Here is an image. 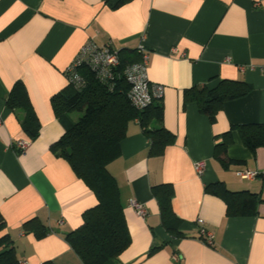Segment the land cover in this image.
Wrapping results in <instances>:
<instances>
[{"label": "crops", "instance_id": "0c3cea01", "mask_svg": "<svg viewBox=\"0 0 264 264\" xmlns=\"http://www.w3.org/2000/svg\"><path fill=\"white\" fill-rule=\"evenodd\" d=\"M0 0V212L19 260L27 264H84L66 236L98 202L95 192L51 145L65 131L51 99L69 83L67 68L82 45L93 40L134 62L149 56L148 75L165 88L164 126L175 135L161 154L139 119L132 120L121 154L109 164L117 180L130 246L122 264H264V202L258 214L228 216L225 201L206 186L223 182L233 191L264 192V146L241 140L236 124L264 122V0ZM129 59V58H128ZM222 79L247 81L251 91L225 102L212 122L184 91L215 87ZM27 87L41 123L31 140L19 113L7 106L18 81ZM20 111V110H19ZM150 124L156 125L152 118ZM232 130L231 140L226 132ZM28 147L19 152L17 140ZM205 162L199 174L197 162ZM258 172L245 178L239 171ZM172 184L173 208L183 236L169 233L152 187ZM136 199L147 214L131 206ZM213 232L208 244L198 219ZM47 229L38 237L25 224Z\"/></svg>", "mask_w": 264, "mask_h": 264}, {"label": "trees", "instance_id": "16d2710c", "mask_svg": "<svg viewBox=\"0 0 264 264\" xmlns=\"http://www.w3.org/2000/svg\"><path fill=\"white\" fill-rule=\"evenodd\" d=\"M126 1L119 0L115 6ZM133 60L130 57L121 59L120 55L117 74L110 80L98 78L92 69L83 65L80 67L84 79L82 84L77 86L69 82L51 99L54 112L65 127L62 136L51 145V150L71 164L98 200L95 206L83 213L82 225L66 236L84 264H122L120 256L132 241L119 185L109 170V164L121 154V142L127 135L129 123L139 119L157 154H161L175 140V135L163 123V98L155 99L143 110L132 104L130 84L124 72L127 65L134 63ZM251 89L252 86L245 80L222 79L212 88L207 85L187 88L184 99L195 102L199 111L213 122L225 102L243 97ZM6 103L12 110L21 112V126L31 140H35L40 135L41 123L22 80L14 84ZM152 118L156 119V125L150 124ZM233 127L239 131L242 142L249 149L255 151L264 146V122L236 124ZM231 133L232 130L225 133L227 139L222 146L231 140ZM152 191L159 201L166 230L174 236L185 235L181 229L182 219L173 208V185L161 183L154 185ZM206 191L225 201L228 216L258 214V205L264 202L263 191H233L221 181L208 184ZM6 227L7 221L0 212V264H20L11 236L2 233ZM25 228L35 231L38 237L47 234L45 226L36 219L27 221ZM42 264L54 263L46 261Z\"/></svg>", "mask_w": 264, "mask_h": 264}, {"label": "built area", "instance_id": "2783aa9c", "mask_svg": "<svg viewBox=\"0 0 264 264\" xmlns=\"http://www.w3.org/2000/svg\"><path fill=\"white\" fill-rule=\"evenodd\" d=\"M148 59L149 56L144 54L142 59L138 62L131 63L125 68V77L130 84L129 97L132 104L138 109L143 110L151 105L155 99L163 98L165 88L161 84L153 83L148 75ZM119 50L111 46L98 45L93 40L87 41L80 48L78 54L67 68V76L69 82L81 85L83 76L80 72V67L88 66L100 79L115 78L116 69L120 65ZM264 73V65L255 67ZM3 119L0 116V125ZM29 145V142L23 139L17 140L16 146L18 150L24 151ZM195 168L199 174H202L205 169V162L200 161L195 164ZM238 174L245 178H255L258 172L245 170L239 171ZM131 206L135 209L137 214L144 217L147 214L145 205L136 199L130 201ZM198 224L200 232L204 236L208 244H213L214 234L204 227V220L199 218ZM20 264H27L25 260H20Z\"/></svg>", "mask_w": 264, "mask_h": 264}]
</instances>
